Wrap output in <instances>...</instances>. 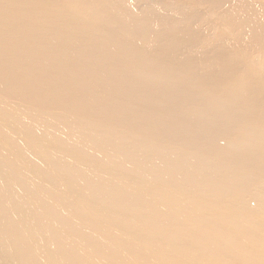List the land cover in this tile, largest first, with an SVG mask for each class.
<instances>
[{
    "label": "bare ground",
    "instance_id": "6f19581e",
    "mask_svg": "<svg viewBox=\"0 0 264 264\" xmlns=\"http://www.w3.org/2000/svg\"><path fill=\"white\" fill-rule=\"evenodd\" d=\"M0 264H264V0H0Z\"/></svg>",
    "mask_w": 264,
    "mask_h": 264
}]
</instances>
